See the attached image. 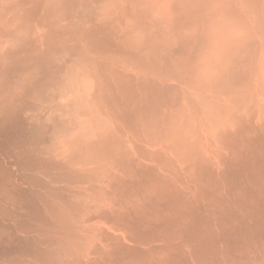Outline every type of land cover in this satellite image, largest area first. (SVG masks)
Returning a JSON list of instances; mask_svg holds the SVG:
<instances>
[{
    "label": "bare ground",
    "instance_id": "bare-ground-1",
    "mask_svg": "<svg viewBox=\"0 0 264 264\" xmlns=\"http://www.w3.org/2000/svg\"><path fill=\"white\" fill-rule=\"evenodd\" d=\"M205 1L0 0V264H264V3Z\"/></svg>",
    "mask_w": 264,
    "mask_h": 264
},
{
    "label": "rangeland",
    "instance_id": "rangeland-1",
    "mask_svg": "<svg viewBox=\"0 0 264 264\" xmlns=\"http://www.w3.org/2000/svg\"><path fill=\"white\" fill-rule=\"evenodd\" d=\"M152 1H153V0H152ZM154 1H155V0H154ZM157 1H158V0H156V2H157ZM209 1H210V2H208V0L205 1V3H206V2L209 3V5H208L207 8H209V6H210V7L213 9L216 0H209ZM217 1H219V0H217ZM229 1H230V0H229ZM239 1L242 2V0H239ZM247 1H248V0H246V2L243 3V2H244V0H243V2H242V4H244V6H246V11H243V10H242V11H243V14H242V12H241V15H243V16L240 15V18H239V19H241L242 17H244V12H246V13H245V17H247L248 15H250V13H251V15H252V12H251V11L254 9V8H253V4L259 3V2H258L259 0H257L255 3H254L255 0H253V1L251 0V3H252V6H251V5H249V4H251V3L247 4ZM148 2H149V1H148ZM233 2H234V3H233ZM233 2H232V0H231L230 3L233 4V5H235V4H236L235 0H234ZM237 2H238V1H237ZM248 2H250V1H248ZM260 2H261V3H262V2L264 3L263 0H261ZM208 3H206V6H207ZM238 3H240V2H238ZM238 3H237V4H238ZM263 3H262V4H263ZM237 4H236V5H237ZM240 4H241V3H240ZM240 4H239V6L237 5L238 8H239L240 10H241V8L244 9L243 7H240V6H243L242 4H241V5H240ZM246 4H247V5H246ZM236 5H235V7L233 6L234 9L237 8ZM256 5H257V4H256ZM258 5H259V4H258ZM143 6H144V5H143ZM248 6L251 7L252 10H251L250 8L247 9ZM254 6H255V5H254ZM204 7H205V5H204ZM207 8H206V9H207ZM234 9H233V13H232V11H231V13L228 12V14L234 15V14L237 12V15H238V14L240 13V11H237V9H235V13H234ZM210 10H211V9H210ZM250 10H251V11H250ZM208 11H209V9H208ZM248 11L250 12L249 14H248ZM223 12L226 13V11H223ZM223 14H224V13H223ZM223 14H221V16H222ZM226 14H227V13H226ZM247 14H248V15H247ZM206 15H207V14H206ZM231 15H225V16L223 15V16H222V17H223L222 21L224 20V22H225V21H226L225 18L228 19L227 16H229V18H232L233 16H231ZM237 15H234V16H237ZM251 15H250V16H251ZM217 16L219 17L220 14H218ZM217 16H216V17H217ZM222 17L217 18L218 21H219V19H221ZM224 17H225V18H224ZM209 18H210V17H209ZM249 18H251V17L248 16L247 18H243V19L246 20V19H249ZM261 18H263V21H264V17H261ZM237 19H238V18H237ZM243 19H242V21L239 20V22H237L238 20H236V17H235V21H236V23H235V21H234L233 19H231V20H233V22L237 25V24L242 23V22H243ZM211 20H212V19H211ZM215 20H216V19H215ZM215 20H214V21H215ZM261 20H262V19H261ZM218 21H216V24H217ZM220 21H221V20H220ZM220 21H219V22H220ZM228 21H229V20H227L226 23L222 22V24H221L222 26H221L220 28H221V29L223 28V24H224V27H225V26L230 27L228 24H230L232 21H229L230 23H227ZM206 22L208 23L209 20H208V21L206 20ZM245 22H246V21H244L243 23L245 24ZM234 23H231V24L234 25ZM243 23H242V24H243ZM219 24H220V23H219ZM225 24H226V25H225ZM231 24H230V25H231ZM242 24H241V25H242ZM244 24H243V25H244ZM233 25H231L232 28H231V27H230V28L225 27V28L228 29V30L225 29L226 31L224 30V28H223L222 30H224L225 33L227 32V34H228L229 29H231V30L229 31V33L232 31V29H233V30L236 29V31L234 30L235 33H236V32H237V33H240V31L242 32V30L237 31L239 25H237V27H236V26L233 27ZM243 25L241 26V28H244ZM215 26L217 27L218 24H217V25L214 24L212 30L214 29ZM218 28H219V26H218ZM218 28H215V29H216V32H217V31H219V32H223L222 30H219L220 28H219V29H218ZM241 28H239V29H241ZM217 29H218V30H217ZM210 30H211V29H210ZM243 31H244V30H243ZM231 33L234 34L233 32H231ZM207 37L209 38V36H206V37H202V38L199 39V42L197 43L196 46H200V48L198 47L199 50L197 51V53H199L200 49H201L202 52H203V50L205 49V50H204V52H205L206 49H208V48H210V47H213V45H215V42H216V39H215V38H217V34H216V37H214V38H212V39H211V37H210V38H209L210 40H209ZM201 39H202V40H201ZM213 39H214V41H211V40H213ZM203 40H204V41H203ZM205 40H206V43H205ZM200 41H201V43H200ZM202 43H204V44H202ZM207 43H208V44H207ZM211 43H212V44H211ZM198 44H199V45H198ZM206 44H207V45H206ZM210 44H211V45H210ZM203 45H205V46H203ZM189 46H190V45H189ZM203 47H204V48H203ZM196 48H197V47H196ZM187 51H188V50H187ZM187 51H184V54H183V55H185ZM201 51H200V55H198L197 57H200V56L202 55V52H201ZM186 55H187V54H186ZM145 57H146V56H145ZM145 57H143V59H145ZM146 58H147V57H146ZM132 60H133V61H132ZM130 61L133 62V64H134V63L136 64V62H137L136 59H135L136 62L134 61V59H131ZM146 61H147V62H146ZM144 62H146V64H145ZM144 62H143V61H142V62H139V63H142V64H141V66H140V65H137V67L140 66L139 68L142 67V68H141L142 70L147 71V69L150 67V66L148 65V63H149V62H148V59H147V60L145 59ZM143 64H144V66H143ZM147 65H148V66H147ZM135 66H136V65H135ZM144 67L146 68V70L144 69ZM147 67H148V68H147ZM149 70H150V69H149ZM156 106H157V104H156Z\"/></svg>",
    "mask_w": 264,
    "mask_h": 264
}]
</instances>
